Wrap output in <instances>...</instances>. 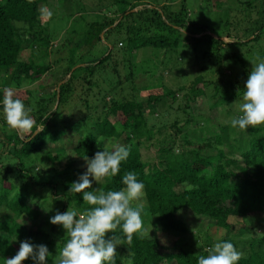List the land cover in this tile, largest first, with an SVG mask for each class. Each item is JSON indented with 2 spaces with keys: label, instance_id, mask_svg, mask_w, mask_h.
Here are the masks:
<instances>
[{
  "label": "trees",
  "instance_id": "trees-1",
  "mask_svg": "<svg viewBox=\"0 0 264 264\" xmlns=\"http://www.w3.org/2000/svg\"><path fill=\"white\" fill-rule=\"evenodd\" d=\"M212 2V7L221 4L220 0ZM40 4L46 7L48 0L0 1V75L10 72L14 84V88L0 87V115L3 114L5 88L13 89L16 97L28 106L30 90H20L21 83L41 80L46 74L60 75L58 82L47 85L54 88L44 87L51 91L37 102L39 107H31L30 114L38 126L44 127L43 131L23 138L17 132L4 134L6 141L1 140L12 144L9 153L20 162L22 157L41 153L45 144L60 142V145L46 150L49 166L42 172H35V166L22 167L24 171L18 172L23 182L20 187L0 175V209L5 211L0 215L1 256L13 257L20 242L28 240L33 244L47 245L51 253L48 260L56 257L57 244L59 242L63 247L66 230L52 224L50 217L57 211H67L70 206L79 212L89 207L83 202L82 193L69 192L71 183L87 170L84 157H94L97 151L103 150L104 144H121L130 148V155L122 162L120 173L110 182L95 183L92 187L119 190L123 187V175L135 172L145 185L143 224L152 230L149 238L141 240L134 236L130 248L126 244L118 245L116 264H197L199 256L208 255L205 249L219 241H230L243 253L237 264H264V125L242 131L232 128L230 120L220 122L217 116L213 119L207 110L228 102L216 103L220 84L207 81L202 74L193 78L184 97L195 102L204 96L206 104L196 107L186 102L181 109L186 115L182 121H160L153 126L149 125L147 117L154 114L167 97L174 100L184 85L173 89L153 82L143 89L141 87L139 91L144 95L140 99H137V90L128 98L120 96L125 85L128 91L132 90L135 77L149 74L148 78H152L156 71L171 69L170 63L174 65L176 58L180 61L173 51L191 44L196 51L194 44L206 38L196 37L191 32L194 27L204 32L205 27L191 22L186 0H180L177 9L170 7L166 0H103L102 13L98 11L97 17L88 22L87 16L84 20L81 18L78 25H85V29L81 33L70 30L72 38H65L66 46L53 44L50 20L47 17L42 20ZM236 9L248 17V20L243 18L250 24L247 31H251V38L246 41H258L264 33V0H240ZM122 27L126 37L116 41L114 50L109 36L111 38L112 32L120 31ZM35 28L45 30L44 34H37ZM205 35L209 45L217 41L209 34ZM102 40L107 44L103 43L106 47L101 55L85 61L83 49L91 52ZM246 41L238 39L224 44ZM118 42L121 48L117 46ZM143 48L152 50L150 59L133 62V52ZM25 49H33V59L20 58ZM64 49L67 52L63 56L68 60L60 65L62 58L59 57L51 63L49 56L53 53L60 55ZM120 52L121 60L116 58ZM211 54L205 52L203 59ZM259 58L264 60V53ZM54 64L63 70L58 71ZM109 67L113 79L109 91L102 93L98 91L100 82L93 80L92 75L97 71L105 73ZM80 72H83L81 79L86 85L82 91V105L88 115L87 125L82 129V121L76 119L77 115L71 111L64 113L62 109L69 103L67 99L72 94L73 82ZM242 74L245 85L248 71L244 69ZM107 82L105 80L104 84ZM210 83L215 89L211 97L215 99L213 102L205 93V87ZM147 85L159 89L151 92ZM228 85L230 91L227 92L234 96V84L229 82ZM111 92L115 96L107 100V94ZM89 96L94 98L92 107ZM6 124L0 117V127ZM69 146L75 152L74 157L66 154ZM35 192L42 193L40 203H33ZM42 200L48 203L50 211L44 209ZM18 218L26 219L28 225L18 222ZM254 221L252 227L261 230L247 238L250 228L245 224ZM156 227L172 233L173 239L170 238L169 243L163 242ZM117 234L122 235L119 229ZM186 234L193 236V241H184ZM111 235L108 233L106 238ZM24 264H34V261L28 259ZM48 264H53V260Z\"/></svg>",
  "mask_w": 264,
  "mask_h": 264
},
{
  "label": "rangeland",
  "instance_id": "rangeland-1",
  "mask_svg": "<svg viewBox=\"0 0 264 264\" xmlns=\"http://www.w3.org/2000/svg\"><path fill=\"white\" fill-rule=\"evenodd\" d=\"M1 1V0H0ZM92 1V2H90ZM48 0V5L44 7L43 4H40L41 9V17L42 20L45 21L46 17L49 19V26L52 31V36L54 38L53 44L57 43V45H63L66 46V40L65 38H72L70 30L74 29L75 32L81 33L83 31L84 26H79L78 24H81L82 21L80 19L87 16V21L94 20L95 17L99 14V12L102 11L100 9L102 7L101 0ZM164 1V0H161ZM180 0H166V2L169 3L170 7L172 8H178ZM240 0H220V3L217 7H212V0H186V5L189 9V16L191 22L197 23L198 26H204V32H201L200 30L196 29L197 27L189 26L192 33L197 36H204V38L201 42L194 44L197 46V50L194 51L193 45L191 44L188 47H182L178 48L176 51H173L172 54L175 57H180V61H175V64H169L171 65V69H161L159 71H156L152 74V78H148L149 74H141L134 78V88L132 90L126 89L128 86L125 85L122 93H120L121 97L128 98L130 93L132 94L134 91L137 90V99L142 98L144 95V92L139 91L142 87L146 84H153V82H156L157 84L163 83L167 85L169 88L176 89L179 86L184 85V89H181L179 92L176 93L175 99H171L167 97L164 102L160 103L159 109L155 111L154 114L148 115V122L149 125L157 126L159 122H171L174 119H179L182 121L186 115L182 113L181 109L185 106L186 102H188V105L190 106H202L206 104L204 102L206 98L203 96H200L195 102H189L185 97V91L191 84V81L193 78L198 75L202 74L204 78L207 81L210 82H218V85L220 84V91L217 96L216 103L219 102H228L227 104H218L215 109H209L207 110V113L209 115H213V119H215V116H217V120L220 122H227L231 118L235 116H239V110L238 106L240 101V97L243 95L244 91V77L242 74V70L246 69L249 72L252 69V63L251 61H256L257 63L260 62V56L264 53V33L262 34L261 38L258 41H246L250 36L251 31H247L249 28V23L246 22L244 19L248 20V17L239 10L236 9L237 3ZM242 1V0H241ZM137 9V8H136ZM94 11V12H92ZM99 11V12H98ZM105 11V10H104ZM103 11V12H104ZM102 13V12H101ZM91 15V16H90ZM242 18V19H241ZM244 18V19H243ZM225 21H228L226 24ZM85 22V23H86ZM122 30V31H121ZM120 31H113L111 34V38L109 36V43L113 46L114 50L116 49V41L117 40H123L122 38L126 37V34L124 32V27H122ZM35 32L37 34H44L45 30L42 28H35ZM190 32V34H191ZM199 32V33H198ZM205 34H209L211 37L216 39L218 41H214L209 45L207 43L208 38ZM193 35V34H191ZM243 40L246 41L241 44H232V45H225L224 43L232 42L234 40ZM222 42V43H220ZM63 43V44H62ZM107 42L105 40H102V43L100 45L96 46V49L90 51H86V48L83 49L84 51V59L85 61H88L90 59H93L95 55L98 54V56L101 55V53L105 50V44ZM125 44V41H124ZM123 44V46H124ZM121 48V45L118 42V45ZM216 49H213L215 48ZM35 49V48H33ZM33 49H25V51H22L20 54L21 59H33L34 53ZM98 49L100 51H98ZM36 51V50H35ZM60 55L57 53H53L49 56V60H51V63L55 62L59 57L62 58L60 60V65L63 64L64 60H68L67 57L63 56V54H66V49L63 50ZM96 51V53H94ZM207 52L211 55L209 57H206L203 59L204 53ZM152 53V50L150 48H143L141 50H136L131 55V60L133 62L139 63L144 60H148L149 55ZM79 54V52H78ZM100 54V55H99ZM57 56V58H55ZM116 58L121 60L123 58L122 52L118 53L116 55ZM259 58V59H258ZM43 60V59H41ZM38 61V60H37ZM44 61V60H43ZM48 61V58L46 59ZM111 61V60H110ZM242 63L244 66V69L241 67ZM54 68H57L58 71L63 70L62 67L58 65H53ZM55 70H53L52 73H54ZM107 71V72H106ZM162 72L163 75L160 73ZM10 72L7 75H0V87L8 86L12 87L14 84H12V80L10 77ZM247 74V77H248ZM112 72L107 68L105 70V73L102 71L94 72L92 75L93 80H97L100 82L98 85V91L104 93V91L108 92L109 87L111 85V80L113 79ZM2 76V77H1ZM60 75H52V74H46L44 78L41 80H36L32 82H24L21 83L18 87L20 90H30V94L28 97V106L27 108H38L39 104L37 102L41 101L45 95V93H50L51 90L47 91L44 89L45 86L48 84H53L58 82V77ZM83 77V72H80L79 76L76 80L73 82V90L71 91V95L67 99V105L65 107H62L64 109V113H68L71 111L74 112L77 116L76 119H80L82 121V124L80 125L81 129L86 127L87 125V110L82 105V91L85 88L84 80L81 79ZM80 78V79H78ZM104 79V80H103ZM237 79H240L239 82H236ZM66 78L63 80L65 82ZM105 80H108L107 85L104 84ZM205 80V81H206ZM60 82L61 84L63 83ZM233 83L235 87V95L231 96L227 91H230L228 88V83ZM59 84V83H58ZM151 92L156 91L154 90V87H150L147 85ZM200 86V85H199ZM49 88H54L55 86H47ZM146 87V86H145ZM14 88V87H12ZM130 88V87H129ZM134 89V90H133ZM135 93V92H134ZM205 93L210 101H214L215 99L211 98L214 93V84L210 83L207 87H205ZM115 96L112 92L107 94V100H109L110 97ZM89 105L92 107L94 102V98L91 96L88 97ZM229 100V101H228ZM91 101V102H90ZM75 102H77L75 106ZM72 108V109H71ZM226 110H228L226 112ZM159 112V113H156ZM222 114V116H221ZM89 115L91 117V113L89 111ZM208 115V116H209ZM0 117H3V114L0 115ZM220 117V118H219ZM167 118V119H166ZM226 118V119H224ZM90 120V119H89ZM16 133L15 130H12L9 128V126L2 125L0 127V175L2 177H7L13 183H15L16 186L20 187L22 185V178L20 177L19 173L24 171V168H30L32 166H35L37 170L35 172H42L43 169L47 168L49 166V162L47 161L46 157V150L53 149L55 147H58L60 145V142L55 144H45L41 150V153L34 152L30 156L22 157V162L18 161L17 159H14L11 154L9 153V149L12 148L11 143H3L1 139H4L6 141L4 134H13ZM75 152L73 151L72 147H68L66 149L67 156L74 157ZM66 162V159H64ZM63 161V162H64ZM22 164V165H21ZM24 166V168H22ZM19 172V173H18ZM96 182L93 180V185ZM92 185V186H93ZM25 192V191H24ZM35 194L32 198L33 203H40L42 193H33ZM43 201V200H42ZM43 207L46 211H50L51 208L48 206V203L43 201ZM5 211L3 209H0V215L4 214ZM53 214V213H52ZM18 222H22V224L28 225V222L26 219H17ZM254 223L245 224L250 230L246 233V237L249 238L253 236L254 232L259 233L261 228H258L255 230V227L252 226L255 225ZM191 226H193V222L190 223ZM56 227V226H55ZM149 228V227H147ZM157 228V235L160 236L161 240L163 242L169 243L170 238L173 239V234L168 231H163L161 229ZM193 228V227H192ZM193 228L192 230H194ZM52 232V231H51ZM58 233V232H57ZM60 233V232H59ZM151 234V233H150ZM55 235L52 234V236ZM51 236V235H50ZM186 238H184V241H193V236L186 234ZM12 240V238H9ZM19 244V242H16ZM185 243V242H184ZM187 243V242H186ZM205 244V242L203 243ZM11 255H8L7 257L1 256L0 254V264L5 263V258H11ZM56 257H51V259L48 260V262L54 260Z\"/></svg>",
  "mask_w": 264,
  "mask_h": 264
},
{
  "label": "clouds",
  "instance_id": "clouds-1",
  "mask_svg": "<svg viewBox=\"0 0 264 264\" xmlns=\"http://www.w3.org/2000/svg\"><path fill=\"white\" fill-rule=\"evenodd\" d=\"M251 63L252 69L238 106L240 115L229 121L232 128L242 131L264 125V60ZM3 93V117L10 129L22 138L43 131L44 127L38 126L31 116L32 109L16 97L13 89L5 88ZM97 143L101 144V141L97 140ZM102 147L103 150L97 151L94 157H84L87 170L71 183L69 189L73 194L82 193L83 202L89 207L79 212L70 206L67 211H57L50 217L52 224L66 230L63 247L59 242L57 244L53 264H116L118 245L126 244L130 248L134 236L141 240L151 237L152 229L145 228L142 220L145 185L135 172L123 175V187L119 190L92 187L93 180L99 185L110 182L120 173L122 162L130 155V148L121 144H104ZM117 229L122 235L117 234ZM108 233H112L110 238H106ZM205 251L208 255L199 256L197 264H237L243 256L230 241L215 242ZM50 255L47 245L24 240L13 257L5 258V264H24L28 259L34 264H48Z\"/></svg>",
  "mask_w": 264,
  "mask_h": 264
}]
</instances>
